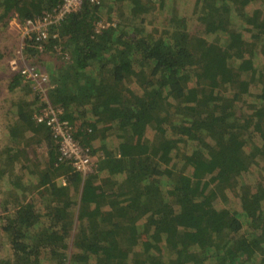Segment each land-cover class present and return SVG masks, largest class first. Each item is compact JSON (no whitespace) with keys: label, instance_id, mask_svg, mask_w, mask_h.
I'll return each mask as SVG.
<instances>
[{"label":"trees","instance_id":"16d2710c","mask_svg":"<svg viewBox=\"0 0 264 264\" xmlns=\"http://www.w3.org/2000/svg\"><path fill=\"white\" fill-rule=\"evenodd\" d=\"M61 1L0 0V25ZM110 1L125 21L96 31L112 8L84 3L45 45L70 57L49 79V105L103 157L94 173L74 172L20 107L19 123L45 136L48 170L9 184L12 259L0 264H264V0H194L205 38L193 39L175 12L160 35L145 25L161 0ZM21 84L13 76L11 89ZM37 96L31 116L47 107ZM12 156L0 162H21Z\"/></svg>","mask_w":264,"mask_h":264},{"label":"rangeland","instance_id":"374dc122","mask_svg":"<svg viewBox=\"0 0 264 264\" xmlns=\"http://www.w3.org/2000/svg\"><path fill=\"white\" fill-rule=\"evenodd\" d=\"M194 2V0H161V5L164 3L163 8L157 2H151V5L156 6L155 9L151 8L150 12L146 14L145 20H147V23L145 25L150 27L153 34L160 35L168 29V19L171 13L175 12L177 16H182L186 19L188 27L186 34L188 38L193 36L205 38L203 26L196 21L193 15ZM112 3L110 0H102L100 6L104 5V8H112V10L109 12L110 16H101V22L116 26L119 22L125 21L124 18L126 17L125 19H127L128 14L127 9L120 6L122 4L114 5ZM256 8L257 5H255L254 9ZM120 9H122L124 14L121 20L118 18V15L122 13L119 11ZM246 35L248 36L247 33ZM215 38L216 36H212L209 40L213 41ZM28 41V37L23 35V22L19 21L16 16H11L5 26L0 25V157L2 153L9 149L11 158L14 155L18 160H21L20 163L13 162L6 166L0 162V263L12 259V251L8 239L1 230V225L8 212H13L17 206V199L13 195L11 197L7 195L9 184L30 173L37 175L48 170L45 136L39 132L33 133L26 124L19 123L17 116L20 107H22L25 110L27 109L26 113H29L30 121H34V115L31 116V112L35 113L37 110L38 103L34 101V95L37 96L38 93L34 89L35 86L33 84L24 83L22 78L23 85L21 84L20 87L14 90L11 89L13 76L18 75L20 77V75L11 71L10 62L13 57H16L19 59V65H27L34 68L38 73L45 75L47 77V85L45 87L47 93L50 90L49 79H51L54 71L70 59L69 55L67 56L68 59L61 58L62 54H66L62 47H58L54 52L46 51V41L36 45L35 50L37 53L29 54L27 53L28 44H30ZM39 46L42 47V50L39 49ZM257 54V58H260L259 48H257ZM136 88V86L132 87V89ZM11 131L16 132L14 139L10 136ZM97 142L95 143V149H98L96 153L98 158L94 157L96 162L103 157L99 141ZM3 159H6V157H3ZM255 172L256 169L250 168V171L243 175V181L248 184L253 183ZM56 183L58 185L64 184L61 178L57 179ZM7 201H9L8 204H6Z\"/></svg>","mask_w":264,"mask_h":264},{"label":"built area","instance_id":"2783aa9c","mask_svg":"<svg viewBox=\"0 0 264 264\" xmlns=\"http://www.w3.org/2000/svg\"><path fill=\"white\" fill-rule=\"evenodd\" d=\"M102 0H62L52 11L46 13L43 17L35 20H27L23 22V35L28 37L30 41L32 37L37 43L58 38V34L53 33L52 28L59 26V23L68 15L78 12L84 3L91 5H99ZM108 23L99 22L96 26V31L105 29ZM42 50V47L39 46ZM57 48H55L56 50ZM62 59H68L65 54L61 55ZM19 59L13 57L10 62V68L13 72H17L24 83L33 84L36 93L47 107L40 114L34 115L36 124L43 125L49 131V134L54 138L58 145V150L61 159H66L71 162L74 172L86 176L92 174L97 169L96 155H92L89 148L81 146L73 139L71 128L66 122L59 119L61 109L52 107L48 103L45 87L47 85V77L38 73L34 68L27 65L19 67ZM98 161V160H97ZM62 182H64L62 180Z\"/></svg>","mask_w":264,"mask_h":264},{"label":"clouds","instance_id":"9594fccd","mask_svg":"<svg viewBox=\"0 0 264 264\" xmlns=\"http://www.w3.org/2000/svg\"><path fill=\"white\" fill-rule=\"evenodd\" d=\"M63 180V179H62ZM64 181V180H63Z\"/></svg>","mask_w":264,"mask_h":264}]
</instances>
